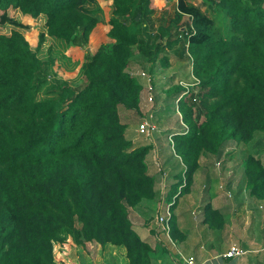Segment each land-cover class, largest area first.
Returning a JSON list of instances; mask_svg holds the SVG:
<instances>
[{
  "label": "trees",
  "instance_id": "16d2710c",
  "mask_svg": "<svg viewBox=\"0 0 264 264\" xmlns=\"http://www.w3.org/2000/svg\"><path fill=\"white\" fill-rule=\"evenodd\" d=\"M102 1L111 3L108 20L96 0H0V264H56V246L64 253L73 244L89 257L123 246L130 264H151L130 215L156 198L146 160L153 146L135 147L121 118L141 113L142 77L128 71L136 52L152 76L175 61L197 83L179 105L188 132L175 135L186 191L202 157L219 159L264 133V0H209L225 32L195 0H178L157 28L151 0ZM39 22L43 30L32 29ZM185 90L169 87L166 103ZM257 153L242 154L241 164L250 196L264 202ZM169 223L175 238L173 214ZM203 223L223 230L226 221L207 204Z\"/></svg>",
  "mask_w": 264,
  "mask_h": 264
},
{
  "label": "rangeland",
  "instance_id": "374dc122",
  "mask_svg": "<svg viewBox=\"0 0 264 264\" xmlns=\"http://www.w3.org/2000/svg\"><path fill=\"white\" fill-rule=\"evenodd\" d=\"M96 1L104 9V12H105L104 15L107 17V20L111 18L112 16L111 3L103 2L102 0H96ZM177 1L178 0H158L159 2L158 5H154L153 4L154 0H151V6L153 5L154 7L157 8V9L156 8L153 9L151 7L154 11V15L152 18V20H154L153 26H156L157 28L159 24L162 23V21H166L167 23L171 19L174 18ZM193 3L197 6L202 7V9L208 14L209 17L215 19L216 28H221V30L224 29V32L226 31L228 27V21L227 20L225 21L222 15L217 14L214 7H210L211 2L209 0H195L193 1ZM97 6L98 5L95 4L93 8L96 9ZM160 14H162V18H159ZM184 23H185V20H184ZM32 26H33L32 29L36 31L43 30L42 24L40 22L39 24H35ZM22 31L26 33L28 36H30V32H31L30 30L22 29ZM138 31L142 33V23L138 25ZM104 39L107 40L106 37H104ZM177 48H178V42L174 43L173 48L171 49V53H174ZM173 63H174V66H172L171 68H167V69L161 68L159 71L154 70L155 74L152 76L148 72L151 66V63H149L144 57H142V55H139V53L136 52L134 61L130 64L128 71L137 78L142 77L141 79H142L144 88L142 90L141 100H140L141 113H137L136 111H131V110L130 111L122 110L121 118H122V121L125 124H127L129 129L133 132L132 135L134 136L130 135V137L127 136V138L130 139L134 143L135 147L148 146L151 142H154L153 149L151 150L152 152H150L149 154L151 155V153H153L152 155L154 156V162L156 161V164L159 163L160 165H162L160 168H162L163 170L165 169L167 170L164 176L168 174V177L166 178H169V175H170L173 177V179H179V182L180 181L184 182V178H186L187 181H188V178H187L185 167L183 165H178L179 163L181 164V159L177 156L175 152V135L184 134L188 132V126L185 124L183 120L181 111H179V105H180L181 99L189 98V97H179L178 100H176L175 105L174 103L171 105H168L166 103L167 102L166 93L169 87L176 86L177 84L180 83L181 79L185 80L183 82L189 84V82H192L191 79H193V77L189 75L190 73L185 63L178 64L175 61ZM77 74L78 73L76 74L67 73L66 79L73 82L77 79ZM149 74L152 76L151 80L153 77H155L153 78V83L148 82ZM60 75L62 76V74ZM56 79L57 81L60 80L59 78H56ZM84 80L78 82L77 84H74V86L77 85L80 87H84L85 86ZM53 83H54V79L52 78V81L49 80L42 85L41 90L46 91L47 89L52 88ZM149 84H151L152 86L154 85L153 86L154 91L151 94L153 97V102H150V103L148 101L149 95L147 96L148 94L147 90H148ZM195 93L196 91H194L193 94ZM148 114L149 116L152 115V120L149 119V117L145 118V116H147ZM144 119L148 120L150 123H155L156 128L153 127V129H155L154 132H151L150 129L149 130L147 129L142 132L139 131L140 125L141 123L144 122L143 121ZM132 132H130V134ZM132 137H134V139H132ZM153 137L155 140H153ZM140 141H141V144H144V145H140L139 144ZM173 144H174V147H173ZM234 148H237V146L236 145H233L231 147L228 146L227 151H229V153L234 152L233 151ZM257 149L260 151V154L257 153L256 156L259 159H262V162L264 163V144L263 143H259L256 141L251 142L250 144H248V146L244 147V151L242 152V154L246 155V153H250V151L251 153H253ZM149 154L146 157V160L147 159L151 160L149 157L150 156ZM224 157H225V154H222V156L219 159L214 158L213 156H212L213 159L211 157H209L208 159L205 157H202L200 159L199 161L200 166H204V167L208 166V171L210 172V175H211L210 176L211 179L209 180L207 187L204 189V194L211 192L212 195L214 196L213 199H215V197L218 198V203H217L218 206L220 208L221 207L225 208L227 212L230 211V216L228 220L225 219V221L227 222V224H231V227H232L231 230L237 231L236 235H238L240 240L242 239L244 235L243 230H246V232H250L251 222L253 221L252 212H254L255 210H258L256 212L257 215H256V219L254 220L252 228L255 225H257L255 227H257L258 232L256 233L257 238L255 236V239H257L258 242L255 240V244L259 243L260 247L262 248V246H264L263 245L264 244L263 243L264 242V209L263 210L258 209V207L253 204L252 202L253 198L250 196L249 190L245 189V185L247 186V181L244 178V172L242 171V169L240 173L237 167V170H238L237 177L239 181L234 185H232L231 177L229 175H226V173H222V169H221L222 164L227 159ZM230 165L233 166V164H230ZM239 165H241V161H239L238 166ZM231 175L233 177L235 173H232ZM226 184L227 186L231 184L236 194L237 192L241 191L243 195L241 196L240 194L242 202L244 203L243 211H241L240 213L241 215L235 214V212H233L237 208V205L235 203L236 200L234 199V194L232 195L231 192H228V190L225 189ZM162 187L163 189H165L164 185ZM237 188L239 189V191H237ZM202 192L203 190H202V186L200 183V179L196 178L192 189L186 191V187H185L182 189V194H180L181 192H179L178 190L174 195L170 197V199L167 200L166 204L164 203V211H165L167 204H172L173 207L171 208V211H172V214L174 215L177 225L178 224L184 225V228H186L187 236H191V237L193 236L195 238L197 235L203 236L202 238L203 242L207 244L208 242H210L209 232H207L206 230H203V232L201 233L198 227V226L203 225V223L198 224V222H200L201 219L203 220V217H204L203 205L205 203L203 202V199L205 201L207 200L205 197L202 198ZM177 193L179 194L175 197ZM248 196L250 198H248ZM139 207L142 208L141 206H138L134 208L133 210H131V212L135 214L136 218H139L138 224L136 221V224L133 223V227H134V230L139 234L141 239L148 240L146 239V233L143 232L142 230V209H140ZM249 211H252V212L249 213ZM160 213H161V209L158 211L155 209H151V212H149V210H146V216L151 217V218L153 217V221L156 222L157 226H159L158 230L160 232H158V237L164 238L169 244L171 243V245L174 247L173 250L175 254L176 255L179 254V258H180L179 260H181L183 263V260L185 258H188L189 256L179 253V249L177 248V245L173 244L174 242L172 241V238H171L172 236L171 232H170V235H168L167 232L163 230L162 225L158 223V218H159ZM178 213H183V214L180 216ZM131 217L132 215H130V218ZM180 220L182 222H180ZM150 221L148 223H150ZM219 231H223V230H219ZM223 236L225 237L227 236V234H223ZM223 236L221 235L220 237H223ZM216 240H220L219 237H217ZM201 243L202 242H199V244ZM233 243L237 244V242H232L231 244ZM231 244L229 242V244H226V245L229 246ZM158 246H159L158 248L150 247L151 249L149 253V257H150L149 262L151 264H157V261H158L157 254L161 252L160 249L162 247L160 245ZM64 248H65V251H64L65 254L61 252V249L59 246H56L55 248V254H56L55 256L57 258L56 264H72V262L73 264H75L74 263L75 259L78 263L82 262V264H87V260L84 257L85 253L80 251V248L77 245L73 244L70 249H67L66 247ZM207 249L211 250V245H207ZM223 250L224 248H221L220 253ZM193 254L195 255V257H198V259L201 257V255L199 254L198 247H195ZM199 260L202 261L201 259ZM231 262L232 260H227L226 263L230 264ZM89 264H130V261L127 257V250L125 247L107 244L105 247H103V249H101L97 259L93 260V262Z\"/></svg>",
  "mask_w": 264,
  "mask_h": 264
},
{
  "label": "crops",
  "instance_id": "0c3cea01",
  "mask_svg": "<svg viewBox=\"0 0 264 264\" xmlns=\"http://www.w3.org/2000/svg\"><path fill=\"white\" fill-rule=\"evenodd\" d=\"M158 3H159L158 0H154V2H153L154 5H158ZM151 7L153 9L156 8L153 5ZM160 16H161V14L159 15V17ZM130 132H132V131L128 127L127 128V136H129V137H130V135L134 136V135H132L133 132L131 134H130ZM132 139H134V137H132ZM153 140H155L154 137H153ZM254 141L264 144V133H256L254 140L252 142H254ZM139 144L144 145V144H141V141L139 142ZM149 145L154 146V142H151ZM243 149H244L243 147L234 148V152L232 153V155H230V157L226 156L229 153V151L226 150V153H224L225 154L224 158H227V159L222 164L221 169H222V173H226V175H229L231 177L232 185L236 184L239 181V179L237 177L238 176L237 175L238 170L240 171V173H241V169L243 171L242 164L238 166L239 161H241ZM258 151L259 150L257 149V152ZM152 154L153 153H151V155L149 154L150 155L149 157L151 160L147 159V162H148V166H149V174L154 176L155 181H156V184H155L156 198L152 201H144V202H142L141 205H139L142 207V208L139 207L140 209H142V230H143V232L146 233V239H148V240H144V239L143 240L145 242H147L150 247L158 248L159 247L158 245L162 246L160 249L161 252L157 254V256H158L157 264H183L182 261L179 260L180 259L179 254L178 255L175 254V252L173 250L174 247L171 245V243L169 244L164 238L158 237V232H160L158 230L159 226H157L156 222L153 221V217L151 218V217L146 216V210H149V212H151V209H155L157 211L161 209L160 215H162L163 211H164L163 210L164 209V203L166 204L168 196H169L170 192L172 191L171 190L172 187L179 183V179H173V177L170 175H169V178H166V177H168V174L164 176V174H166L167 170L166 169L163 170L162 168H160L162 165H160L159 163L156 164V161L154 162V156ZM211 161H213V160H211ZM230 164H233V166H231ZM178 165H182V163L181 164L179 163ZM237 167H238V170H237ZM221 169H219V170H221ZM232 173H235V175L233 177L231 175ZM210 176L211 175H210V172L208 171V166H206V167L200 166V168L198 169L197 173L194 176V180L192 182V186L190 189L193 188V185L195 183V179L199 178L201 186H202V190H203L202 198L205 197L207 199L206 201L203 199V202L205 203L203 205V208L207 204H211V206L214 210L218 211L221 214V216L224 217V219L228 220V218L230 216V211L227 212V210L225 208H223V207L220 208L217 204L218 198L215 197V199H213L214 196L212 195L211 192L204 194V189L207 187V184H208L209 180L211 179ZM163 185H164L165 189H163V187H162ZM232 185L230 184L227 186V184H226L225 189H227L228 192H231L232 195L234 194V199L236 200L235 203L237 205V208L233 212H235V214L241 215L240 213H241V211H243V206H244L243 205L244 203L242 202V199H241V196H243V195H242L241 191L237 192V194H238L237 195L235 190L233 189ZM166 186H167V188H166ZM246 187L247 186L245 185V189H247ZM237 191H239L238 188H237ZM175 192H176V187H175ZM240 194H241V196H240ZM211 198H212V200H211ZM248 198H250V197L248 196ZM252 202L254 205H256L258 207V209H261V210L264 209V202L263 201H259V200H256L253 198ZM257 211L258 210H255L254 212L249 211V213L252 212V214H253V216H252L253 221L251 222L250 232H246V230H243L244 235H243L241 240L238 237V235H236L237 231L231 230L232 229L231 224H227V222H226L223 231H219L216 229H210L207 225H205L203 223V220H204V217H203V220L201 219V221L198 222V224L203 223V225L198 226V227H199L201 233L203 232V230H206L207 232H209L210 242L205 244L203 242V239H202L203 236L197 235L196 238L193 236L192 237L187 236L186 235V228H184V225L178 224L176 227V233H175L176 237L174 238V236L173 237L171 236V238L174 242L173 244L177 245V248L179 249V253H182V254L189 256V257H191V256L195 257L193 252L195 250V247H198L199 248V254L201 255V257L199 259H201L202 261H200L198 259V257H195V258H196L197 262H199L201 264H227L226 263L227 260H225L223 258V256L226 254V252L233 245H237L241 248H244L245 250H248V253H247V255H245L242 258L232 261L230 264H261V262H262V264H264V252H262L263 246L261 248L259 243L255 244V240L258 242V240L255 239L256 233L258 232L257 227H255L257 225H255L252 228L254 220L256 219V215H257L256 212ZM178 214L181 216L183 213H178ZM131 215L133 217V218L131 217L132 222L134 224H136V221H137V224H138L139 218H136L135 214H133L132 212H131ZM149 221H150V223H148ZM180 222H182V221L180 220ZM139 224H141V223H139ZM217 233H219V234H217ZM223 234H227V236L224 237ZM221 235L223 237H220ZM217 237H219L220 240H216ZM256 238H257V236H256ZM195 239H196V241H195ZM232 239H233V241H232ZM199 242H202V243L199 244ZM229 242H230V244L232 242H237V244L233 243V244L227 246L226 244H229ZM207 245H211V250L207 249ZM203 246H204V248H203ZM221 248H224V250L220 253ZM101 249H103V247H100V246L97 247L96 250L93 252L92 257H89L88 255L85 254L84 257L87 260V264L92 263L93 260L97 259ZM80 251L84 252L81 248H80ZM74 262H75V264H82V262L78 263L76 261V259L74 260Z\"/></svg>",
  "mask_w": 264,
  "mask_h": 264
},
{
  "label": "built area",
  "instance_id": "2783aa9c",
  "mask_svg": "<svg viewBox=\"0 0 264 264\" xmlns=\"http://www.w3.org/2000/svg\"><path fill=\"white\" fill-rule=\"evenodd\" d=\"M148 82H150V83L152 82L150 76L148 78ZM180 84L183 85L186 88V90L182 93L181 97H189V98H191V96L193 95V92L196 91L195 87H196L197 83L191 82V83L188 84V83H185V82L181 81ZM153 86L151 84L148 85V90H147L148 94H147V96L149 95L148 96L149 103L153 102V97L151 95L153 93V91H154ZM146 117H149V119L152 120V115L149 116V114H148L147 116H145V118ZM143 121L144 122L141 123L139 131L142 132V131H145L147 129L148 130L150 129L151 132L155 131V129H153V127L156 128L155 123H150L148 120H145V119ZM148 135H150V134H148ZM173 147H174V144H173ZM187 184H188V181H187L186 178H184V182H182V184L178 188L179 192H181L180 194H182V189L185 188ZM178 194L179 193H177L176 196ZM171 207H172V204H167L166 208H165V211L163 212L162 215H159V218H158V223L160 225H162L163 230L166 231L168 235H170V232H171L170 223H169V220H170L171 215H172ZM262 251H264V246L262 248ZM247 253H248V250H245L244 248H241L239 246L234 245L226 252V254L223 256V258L225 260L234 261V260H238V259L244 257L245 255H247ZM183 263L184 264H201V263L197 262L196 258L193 257V256L185 258L183 260Z\"/></svg>",
  "mask_w": 264,
  "mask_h": 264
},
{
  "label": "clouds",
  "instance_id": "9594fccd",
  "mask_svg": "<svg viewBox=\"0 0 264 264\" xmlns=\"http://www.w3.org/2000/svg\"><path fill=\"white\" fill-rule=\"evenodd\" d=\"M181 97V96H180ZM178 100V99H177Z\"/></svg>",
  "mask_w": 264,
  "mask_h": 264
}]
</instances>
